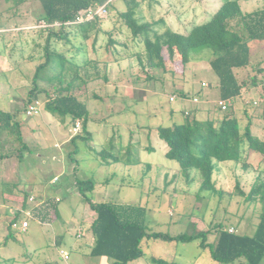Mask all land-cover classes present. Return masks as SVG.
I'll list each match as a JSON object with an SVG mask.
<instances>
[{
  "label": "rangeland",
  "instance_id": "1",
  "mask_svg": "<svg viewBox=\"0 0 264 264\" xmlns=\"http://www.w3.org/2000/svg\"><path fill=\"white\" fill-rule=\"evenodd\" d=\"M221 2L159 0L152 7L147 2L142 5V21L164 17L175 31L195 38L187 64L183 63L177 45L172 52L165 50V70L140 62L139 55H145V43L134 37L120 16L126 9L123 0H113L109 14L99 19V31L93 30L88 38L77 25H71L66 28L68 40L53 39L51 47L69 58L90 57L109 63V82H91L89 91L82 95L90 110L88 131L92 137L73 140L77 134L71 118L56 117L45 107L35 116L25 112L36 67L45 59L48 32L35 27L45 13L42 0H0V111L16 113L21 125L19 130L16 126L0 127V264H46L41 261L47 256L50 264H66L61 249L71 255L69 263L83 264L74 248L83 241L77 233L86 224L90 227L95 214L77 191V179L95 180L97 185L89 193L91 198L114 204L124 217L133 212L136 218L141 209L140 219L153 231L195 234L210 226L219 229L233 225L238 233L254 234L263 208L261 196L255 201L247 200L234 185L239 180L246 193L253 190L258 173H264L260 154H252L248 167L231 163L220 169L222 194L200 193V176L196 171L187 179L178 173V167L159 166L178 165L160 150L153 154L156 166L151 175L145 162L128 166L123 161L105 163L97 154L106 149L108 153H121L123 158L128 150L133 158L141 156L139 150L146 155L150 132L152 142L159 143L155 131L158 125L185 121V111L196 107L202 108L200 119L223 117L218 106L220 79L210 64L214 57L212 48L203 46L196 38L197 26L210 18ZM241 4L246 12L264 8V0H241ZM250 47V64L235 69L244 85L242 95L228 112L237 114L242 128L251 123L253 132L264 139V40H251ZM254 76L257 85L253 83ZM203 82L207 85L203 86ZM39 83L42 87L50 86L46 80ZM173 94L178 97L170 101ZM194 97L199 98L198 103L193 101ZM38 98L44 104L47 95L41 92ZM254 101H259V105L253 106ZM82 130L78 134L86 135ZM132 137L136 142L127 143ZM167 168L170 174L177 173L171 180L170 176L163 178ZM174 169L177 171L173 172ZM30 195L35 196V201H29ZM56 198L61 199L56 207L59 218H51ZM42 200L45 204L41 208L47 212L44 217L35 210ZM28 209L32 216L23 231L20 227L27 219ZM13 220L16 228L9 226ZM217 235L216 231L208 233V242H213ZM146 242L143 246L150 259L143 257L138 264H160L154 258L176 264H247L244 258V262L231 263L214 260L209 248L199 245L200 239L183 242L151 238L149 245ZM76 259L80 261L77 263Z\"/></svg>",
  "mask_w": 264,
  "mask_h": 264
},
{
  "label": "trees",
  "instance_id": "2",
  "mask_svg": "<svg viewBox=\"0 0 264 264\" xmlns=\"http://www.w3.org/2000/svg\"><path fill=\"white\" fill-rule=\"evenodd\" d=\"M112 2L113 0H42L45 9L42 19L49 23L59 21L61 24L43 29L48 32L45 59L36 67L33 76L34 87L29 93L28 104L40 100L39 93L45 92L47 100L44 102V107L48 112L59 118H71L73 125L77 120H81L82 131L86 135L77 133L73 140L77 137H92V133L88 131L90 110L82 95L89 91L91 82L98 80L109 82V63L90 57L81 60L69 58L65 53L53 49L51 43L53 39L68 40L69 34L66 28L71 25H77L85 38H88L93 30L98 32L99 19L102 17L71 25L66 23L73 22L83 9L103 4H107L110 9ZM123 2L126 9L121 11L120 16L134 37L142 39L145 43V55H139L143 65L165 70L167 68L165 50L172 52L174 44L180 50L183 63L187 64L190 51L195 47L193 44L195 38L192 35L175 31L164 17L146 21L139 18L145 2L152 7L159 0H123ZM196 29L199 43L212 48L214 57L210 60V64L220 79L221 98L233 101L238 99L242 95L244 85L239 82L235 69L250 64V41L264 40V8L244 12L241 0H222L210 18L199 24ZM256 78L254 76L252 79L254 85H257ZM41 80H46L50 86L48 88L40 86ZM97 97L100 95L98 94ZM228 111H223L222 118L214 116L209 119H200L197 115H192L191 111H185L187 114L185 121L174 122L171 125L160 124L156 127L159 138L167 145L166 157L178 162L180 170L187 179L191 177L193 171L198 172L201 182L200 193L204 191L212 194L223 193L222 189L216 187L214 172L221 162L228 160L241 162L244 159L246 144L250 152L264 154V139L253 132L251 123L242 128L237 114ZM16 115L13 112L0 111V127L13 129L12 127L16 126L19 130L21 125L16 120ZM19 137H22L21 133ZM107 151L102 149L98 152L105 163L123 161L127 164H138L140 162V157L130 156V150L127 151L126 158H123L121 153L116 155ZM96 184L93 179L76 180L77 191L96 212L91 224L95 234V244L91 251L94 256H107L113 259L112 264H128L144 256L142 241L145 238H154L183 242L200 239V246L203 249L209 248L212 258L223 263L244 258L247 264H261L264 259V179L262 178L252 187L250 193H246L240 187L239 181L236 184L237 192L244 195L247 200L255 201L254 198L261 196L263 208L253 235L241 234L236 230L230 232L227 226H220L219 229L217 226H212L195 234L184 232L172 235L161 231H149L140 219L143 213L141 209L140 212L139 210L136 212V218H133L135 214L133 212L124 217L114 204L94 202L89 193L95 190ZM60 200L55 199L52 203L53 217H58L56 207ZM140 208L144 210V207ZM14 222L11 221L9 226L12 227ZM212 231L218 232L217 240L208 242L207 234ZM154 260L160 264H176L162 258H154Z\"/></svg>",
  "mask_w": 264,
  "mask_h": 264
},
{
  "label": "crops",
  "instance_id": "3",
  "mask_svg": "<svg viewBox=\"0 0 264 264\" xmlns=\"http://www.w3.org/2000/svg\"><path fill=\"white\" fill-rule=\"evenodd\" d=\"M241 6H242V4H241ZM242 9H243V7H242ZM244 11V10H243ZM244 12H246V11H244ZM166 19V18H165ZM167 23H168V21H167ZM168 25H170L171 26V24L170 23H168ZM172 27V26H171ZM173 29H174V27H172ZM175 30V29H174ZM221 92V91H220ZM191 111H192V114H195V115H197V117H198V114L200 113H202L203 111H202V108H199V107H196V108H193V109H190ZM205 110V109H204ZM206 111V110H205ZM199 114V115H200ZM156 131V130H155ZM262 139V138H261ZM134 142H136L134 139H133V137L132 138H130L128 141H127V143H134ZM148 146H145L146 147V150H148L147 151V154L146 155H142V152L139 150V152H140V162L138 163V164H141V163H146V167H147V169L148 170H150V175L152 174V171L153 170H151V169H154L155 168V166H156V164H155V162H153V158H154V156H153V154H155V153H157V152H159V150L161 151V153L163 154V156H165L166 157V155H165V152H166V149H167V145H166V143L162 140V139H160V142L159 143H157V142H155V143H153L152 142V140H151V132H150V142L148 141ZM141 144V143H140ZM139 144V145H140ZM156 144V145H155ZM123 147H124V145H123ZM245 147H247L248 148V146H247V144L245 145ZM244 147V159L241 161V162H239V163H236V162H234V161H230V160H228V161H224V162H221V163H219L218 164V167H217V169L215 170V172H214V177H213V179H214V181H215V183H216V187L218 188V189H224V185H223V182L222 183H220V181H219V173H221V171H220V169L221 168H223V167H225L226 165H230L231 163H234V165L235 166H238V164H240V163H242V166L243 167H248V162H249V160H250V158H251V156H252V154L253 153H258V154H260L261 155V160L263 159V161H264V154H262V153H260V152H250L249 151V149L247 150V148H245ZM123 150V149H122ZM125 152V151H124ZM98 154V153H97ZM103 161V160H102ZM262 161V162H263ZM121 162V161H120ZM164 162H166V161H164ZM261 162V163H262ZM115 163H117V162H115ZM119 163V162H118ZM123 163H125V162H123ZM127 166L128 165H131V164H127V163H125ZM157 166H158V164H157ZM159 166H161L162 168H165V167H171V166H173V168H179L178 169V173L180 172V173H182V171L180 170V167H179V164L178 165H174V164H172V163H165V164H162V165H159ZM158 168H160V167H158ZM157 168V169H158ZM261 168H264V167H261ZM260 168V169H261ZM165 170V169H164ZM168 171H170L168 168L166 169V171H164V174H163V178L165 179V178H167L168 176H170V180L171 179H173V177H175L176 176V174L175 173H173V174H170ZM177 170H175L174 169V171L173 172H176ZM218 173V174H217ZM222 173H223V170H222ZM225 173V172H224ZM183 174V173H182ZM226 176H227V173H226ZM264 177V173H262V172H259L258 173V175H257V178H256V182L259 180V179H261V178H263ZM151 178H152V176H151ZM238 178V176H236V179ZM239 179V178H238ZM258 179V180H257ZM239 181V180H238ZM238 181H236L235 182V188H236V184H237V182ZM240 182V181H239ZM256 182H255V184H256ZM201 183V182H200ZM97 185V184H96ZM240 187L241 188H243V186H241V184H240ZM96 188V187H95ZM57 199V198H56ZM94 201V200H93ZM94 202H99V201H94ZM43 204H45V202H44V200H42L37 206H35V210L38 212V214H40V216H42V217H44L45 215H46V209L45 208H41L42 206H44ZM24 205H21V208L23 207ZM39 206V207H38ZM87 206H88V208H90V206H89V203L87 202ZM38 207V208H37ZM20 207H18V209H19ZM93 211V210H92ZM94 212V214H95V217H96V212L95 211H93ZM95 217H94V219H95ZM51 218H53V214H52V216H51ZM42 218H40L39 220H41ZM84 226V225H83ZM90 227H91V225H90ZM89 227V224H86L85 225V230H83V233L81 234V236H78V233H77V236L81 239H83V241H81V242H79L74 248H75V250H76V253H78V257L80 258V259H82V263L83 264H112V262H113V259H109V257H107V256H94V255H92V253H91V251H92V248H93V246H94V244H95V234H94V232H93V230L91 229ZM210 227H212V226H210ZM214 227H216V226H214ZM230 227H234L233 225H229L228 226V228H230ZM89 228H90V230H89ZM235 228V227H234ZM215 229V228H214ZM148 230L149 231H153V230H150L149 228H148ZM235 230H236V228H235ZM237 231V230H236ZM253 235V234H252ZM144 240H146L147 242V244L149 245V241H150V238H145ZM143 240V241H144ZM217 240V237H216V239L213 241V242H215ZM143 241H142V247H143V249H144V256H142L141 258H143V257H146V250H145V248H144V246H143ZM55 243H57V239L55 240ZM200 243V242H199ZM200 245V244H199ZM90 256H94V257H96V258H99V259H91V257ZM70 258H71V255H70ZM70 258L69 259H66L67 261V263L66 264H73L72 262H70L69 263V261L68 260H70ZM141 258H139V259H141ZM146 258H148V259H150V256H148V257H146ZM80 259H76V262L78 263V261H80ZM139 259H137V260H135V261H132V262H130V263H128V264H138L137 263V261L139 260ZM239 260H241L242 261V258L241 259H239ZM45 261V263L46 264H50L51 263V261L49 260V257L47 256V257H45L44 258V260L43 261H41V262H44ZM242 262H244V261H242ZM79 264V263H78ZM244 264V263H243Z\"/></svg>",
  "mask_w": 264,
  "mask_h": 264
},
{
  "label": "built area",
  "instance_id": "4",
  "mask_svg": "<svg viewBox=\"0 0 264 264\" xmlns=\"http://www.w3.org/2000/svg\"><path fill=\"white\" fill-rule=\"evenodd\" d=\"M109 14V7L107 4H103V5H99L96 7H90L87 9H83L79 12V14L77 15L76 19L73 22H67V25H71L74 23H81L85 20H91V19H95L97 17H105ZM61 22L56 21L55 23H49L44 19H41L37 25H35V27L38 28H43V29H47L48 27H52V26H57L60 25ZM207 83L203 82V86H206ZM177 99V95L173 94L170 97V101H175ZM193 101L195 103L199 102V98L198 97H194ZM234 101L232 99H224V98H220V100L218 101V106L220 107V109L222 111H227L229 110L234 104ZM247 104L250 103L249 100L246 101ZM259 104V101H254L253 102V106H257ZM44 108V104L43 102H41V100H34L32 102H30L26 109L25 112L28 116H35L41 113L42 109ZM188 112V111H186ZM74 132L77 134L82 130V122L81 120H77V122L74 125ZM55 181V180H54ZM60 200V199H58ZM29 201H35V196L34 195H30L29 196ZM27 219H23L22 223H21V230L25 231L28 226H29V219L32 216V211L30 209L26 210L25 212ZM12 227H17V223L16 221L12 224ZM84 227H81L79 232H78V236H81V234L83 233ZM230 232H234L235 228L234 227H230L229 228ZM60 253L62 254L64 259H69L70 255L69 253H67L64 249L60 250Z\"/></svg>",
  "mask_w": 264,
  "mask_h": 264
}]
</instances>
